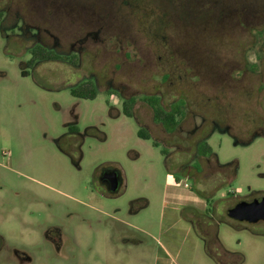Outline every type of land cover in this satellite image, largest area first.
<instances>
[{"label": "rangeland", "instance_id": "obj_1", "mask_svg": "<svg viewBox=\"0 0 264 264\" xmlns=\"http://www.w3.org/2000/svg\"><path fill=\"white\" fill-rule=\"evenodd\" d=\"M263 24L264 0H0V264H264V220L226 213L264 195Z\"/></svg>", "mask_w": 264, "mask_h": 264}, {"label": "flooded vegetation", "instance_id": "obj_2", "mask_svg": "<svg viewBox=\"0 0 264 264\" xmlns=\"http://www.w3.org/2000/svg\"><path fill=\"white\" fill-rule=\"evenodd\" d=\"M63 4V3H62ZM91 4V5H90ZM89 5H84V6H79V5H72L69 9L70 10H74L75 11V14H74V21H75V24L77 25V27H79L81 21L83 20V17H85V14L84 13H93V14H97L98 13H104V14H107L109 13L110 9H109V5L106 3H103V4H100V2L97 3L96 2H93V3H90ZM68 7L67 4H63V7ZM99 10V11H97ZM95 12V13H94ZM111 13V12H110ZM84 14V15H83ZM125 14V13H124ZM108 15V14H107ZM119 16L117 15H114L115 16V20H117L118 24L120 26L123 25L124 22H126L125 19V16H120V14L118 13ZM116 24V25H118ZM31 30V28H28V31ZM36 30L33 32L36 34ZM33 53H36L37 56H39L40 58H45L46 60H49V61H59V60H63V59H66V61H70L73 65L76 64V62H74L75 59H77V61H79L80 59H78L77 57H75V55L73 56H70L69 55H64L62 51L59 50L58 48V45L57 43L52 46V47H47L45 44L41 43V44H35L34 47H32V49L30 50L29 54L30 56H32ZM48 55V56H47ZM67 57V58H66ZM165 77V76H164ZM167 79V78H166ZM165 79V80H166ZM91 82V85L92 86H95L96 84V80L94 81H90ZM163 82V81H162ZM131 99V98H129ZM159 123V122H158ZM162 125V124H161ZM164 128V127H163ZM164 130H166L164 128ZM168 133H172V132H168ZM62 147V145H61ZM62 151L66 154H69L68 150L66 149H63L62 148ZM116 168L114 167H105V168H102L101 171L99 172L98 176H97V180L98 182L100 183V185L102 187H104L109 194L111 195H115L117 193H119L120 189H121V186H122V179H121V183H120V187H119V190L115 193H111L109 192L108 190V187H109V180L106 179L103 175L104 174H107L109 172H111L112 170H114ZM118 170V169H117ZM119 174L120 171L118 170L117 171ZM262 196V195H261ZM253 199V198H252ZM251 199V200H252ZM251 200H245V201H251Z\"/></svg>", "mask_w": 264, "mask_h": 264}, {"label": "trees", "instance_id": "obj_3", "mask_svg": "<svg viewBox=\"0 0 264 264\" xmlns=\"http://www.w3.org/2000/svg\"><path fill=\"white\" fill-rule=\"evenodd\" d=\"M256 33H257L258 37H260L261 39L264 38V24L261 26V28L259 30H256ZM257 67H258L257 63H251L248 65L249 69L255 70V71L257 70ZM70 92L73 96L78 97V98H90V99H92L96 95V93L93 89L89 92L88 91L79 92L76 89H71ZM177 101H180V103L178 104ZM176 102L171 105V109H169V110L164 109L159 104L158 98H155L154 101L151 103L149 102V104L151 105V108H152V112H153V119L156 122L161 123L167 132H174L184 117V112H183L184 102H183V100L178 99V100H176ZM132 103H133V99H128V100L124 101V103H123V113L127 116H132V111H131ZM69 129L75 130V127L70 126ZM137 135L143 139H150L149 134L142 129H138ZM203 148H207L206 150H209L211 152L207 142H205V141L200 142L198 145V153L201 155H204V153H202Z\"/></svg>", "mask_w": 264, "mask_h": 264}, {"label": "water", "instance_id": "obj_4", "mask_svg": "<svg viewBox=\"0 0 264 264\" xmlns=\"http://www.w3.org/2000/svg\"><path fill=\"white\" fill-rule=\"evenodd\" d=\"M117 169L104 174L103 176L109 180L108 190L115 193L119 190L122 176ZM229 218L237 221H245L254 223L264 220V195L254 197L251 201L240 200L234 206L226 211Z\"/></svg>", "mask_w": 264, "mask_h": 264}]
</instances>
